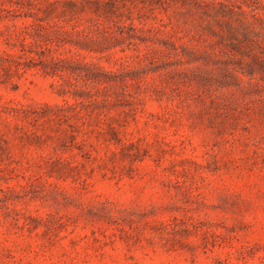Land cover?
<instances>
[{
  "label": "rangeland",
  "instance_id": "rangeland-1",
  "mask_svg": "<svg viewBox=\"0 0 264 264\" xmlns=\"http://www.w3.org/2000/svg\"><path fill=\"white\" fill-rule=\"evenodd\" d=\"M96 1L0 0V264H264V0H98L161 44L82 51L118 85L69 107L14 26Z\"/></svg>",
  "mask_w": 264,
  "mask_h": 264
},
{
  "label": "trees",
  "instance_id": "trees-1",
  "mask_svg": "<svg viewBox=\"0 0 264 264\" xmlns=\"http://www.w3.org/2000/svg\"><path fill=\"white\" fill-rule=\"evenodd\" d=\"M103 5L110 4H101L98 0L94 2L95 17H32L31 23L14 26L12 45L19 49V59L23 60L16 63V71L20 67L23 70L39 68L46 76L58 77L61 81L55 85L58 96H69L75 101L69 107H97L106 102V92L111 87H117L118 83L112 79L113 76L100 72L94 65H81V52L103 57L112 48L126 43L128 49L134 48V58L147 61L153 58L152 54L158 51L157 44L161 42L137 35L130 17H109L111 11ZM124 18L130 21L127 26L124 25ZM170 45L174 46L172 43ZM256 64L258 69L251 75L258 74L259 80L264 82V74L261 73H264V65ZM127 78L119 80V87L123 91L130 85L128 80H132L131 77ZM41 109L51 112L54 108L46 105ZM14 113L15 116L22 114L24 119L31 118L34 122L45 117V113L41 114L36 109Z\"/></svg>",
  "mask_w": 264,
  "mask_h": 264
}]
</instances>
